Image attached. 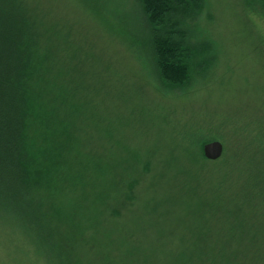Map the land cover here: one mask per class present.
<instances>
[{
	"label": "trees",
	"instance_id": "trees-1",
	"mask_svg": "<svg viewBox=\"0 0 264 264\" xmlns=\"http://www.w3.org/2000/svg\"><path fill=\"white\" fill-rule=\"evenodd\" d=\"M138 1L158 83L170 91L187 86L204 60L193 31L204 0ZM47 22L34 18L22 0H0V212L9 213L13 223L27 208L38 212L36 224L26 220L16 227L35 235L37 243L44 240L47 254L54 251L58 215L59 235L62 228L76 230L78 243L72 237V245L97 255L102 230L108 231L109 246L112 231L125 234L136 213L132 191L152 166L148 160L125 166L78 157L83 129L77 119L85 113L78 100L98 90L76 84L73 57L65 55L71 58L64 60L67 70L59 69V23ZM257 132L250 131L246 144L218 137L227 153L215 161L202 151L209 135L180 134L188 165L176 173L173 194L167 191L149 208L152 222L168 227L167 242L148 249L119 244L123 248L105 253L106 264H264V179L258 182L254 173L255 155L264 154V129ZM251 148L249 156L245 150ZM126 240L135 241L134 234L118 241Z\"/></svg>",
	"mask_w": 264,
	"mask_h": 264
},
{
	"label": "rangeland",
	"instance_id": "rangeland-1",
	"mask_svg": "<svg viewBox=\"0 0 264 264\" xmlns=\"http://www.w3.org/2000/svg\"><path fill=\"white\" fill-rule=\"evenodd\" d=\"M22 2L39 21L46 19L52 26L59 23V69L67 70L64 60L71 58L65 55L73 57L76 84L98 90L89 99L80 96L78 100L85 104V113L77 119L83 129L75 147L78 157L81 153L95 156L103 165L125 166L148 160L152 167L132 191L136 213L128 219L125 234L112 231L109 246L108 231L102 230L96 241L97 255H85L77 244L76 230L62 228L59 235L58 215L52 224L56 230L54 251L47 254L44 240L37 243L35 235L34 239L31 232L16 227L26 220L37 223L38 212L32 215L30 207L17 219L14 216V223L9 213L0 212V264H64L63 260L106 264L105 253L123 248L119 244L148 249L159 241L167 242L168 227L156 226L149 208L167 191L173 194L176 173L180 175L181 166L188 165L179 135L201 131L210 136L209 142L219 141L221 136L227 144L237 137L246 144L254 127L259 129L257 135L264 129V0H204L193 27L195 44L203 45V65L193 73L192 82L173 91L158 83L149 27L138 0ZM233 129L239 131L238 136ZM222 145L221 159L227 153ZM245 151L251 156L252 148ZM259 153L254 170L258 182L264 179V162L260 163L264 154ZM69 161L75 160L71 157ZM130 172L128 169L127 175ZM143 203L148 209L142 210ZM128 233L134 234L135 241H118ZM72 237L77 240L73 245Z\"/></svg>",
	"mask_w": 264,
	"mask_h": 264
},
{
	"label": "water",
	"instance_id": "water-1",
	"mask_svg": "<svg viewBox=\"0 0 264 264\" xmlns=\"http://www.w3.org/2000/svg\"><path fill=\"white\" fill-rule=\"evenodd\" d=\"M223 153V145L219 141H212L203 146V155L207 160H218Z\"/></svg>",
	"mask_w": 264,
	"mask_h": 264
}]
</instances>
